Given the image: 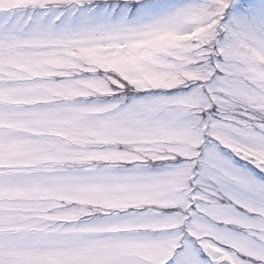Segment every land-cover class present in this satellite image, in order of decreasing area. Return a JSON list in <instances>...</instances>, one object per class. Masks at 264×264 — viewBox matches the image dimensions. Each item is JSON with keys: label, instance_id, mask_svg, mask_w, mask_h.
<instances>
[{"label": "snow or ice", "instance_id": "obj_1", "mask_svg": "<svg viewBox=\"0 0 264 264\" xmlns=\"http://www.w3.org/2000/svg\"><path fill=\"white\" fill-rule=\"evenodd\" d=\"M0 264H264V0H0Z\"/></svg>", "mask_w": 264, "mask_h": 264}]
</instances>
